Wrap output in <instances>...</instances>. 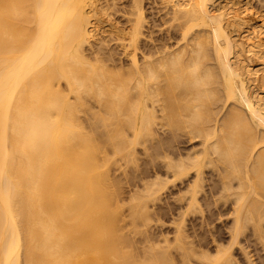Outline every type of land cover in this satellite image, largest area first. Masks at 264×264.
Wrapping results in <instances>:
<instances>
[{
  "label": "bare ground",
  "instance_id": "bare-ground-1",
  "mask_svg": "<svg viewBox=\"0 0 264 264\" xmlns=\"http://www.w3.org/2000/svg\"><path fill=\"white\" fill-rule=\"evenodd\" d=\"M94 1L0 0V264H237L235 245L245 264H264V16L254 24L243 10L233 11L251 6L247 0L220 2L217 12L210 9L214 0H164L173 11L165 18L177 23L159 43L141 42L137 57L143 0H128L125 11L134 17L113 32L129 62L114 70L83 52L100 34L91 22ZM231 27L248 30L246 38L241 31L234 37ZM248 52L263 61L262 69L252 68ZM242 62L252 82L261 72L263 87L244 82ZM92 108L114 121L107 137L115 156L131 160L129 147L140 143L161 158L163 170L143 182L147 193L137 192L128 204L133 222L151 218L149 201L169 183L182 185L175 235L161 230L163 245L155 251L145 232L139 261L118 231L119 205L107 192L109 158L98 156L100 144L78 117ZM199 194L208 206H225L227 244L211 231L207 241L205 232L184 234L185 209L203 210Z\"/></svg>",
  "mask_w": 264,
  "mask_h": 264
},
{
  "label": "rangeland",
  "instance_id": "rangeland-1",
  "mask_svg": "<svg viewBox=\"0 0 264 264\" xmlns=\"http://www.w3.org/2000/svg\"><path fill=\"white\" fill-rule=\"evenodd\" d=\"M95 1H97V0H95ZM95 1H94V3H93V5L95 4ZM165 3V6H164V3ZM225 1L226 0H214L213 1V3L210 5V6H212V7H210V9H212V10H214V12H217V11H220V10H222V8H223V5H225V4H223L222 5V3L224 2L225 3ZM247 1H250V4H251V6H246L247 8H245V6H244V8H240V7H238V8H236V9H234L233 8V11L234 10H236V11H238L239 9V11H244V13H246L245 14V18H247V19H249V20H251L254 24H256V23H258L259 24V20L261 19V17L262 16H264V1L263 2H260V3H258L259 1L258 0H247ZM258 1V2H257ZM105 2L107 3V4H105ZM126 2V3H125ZM128 0H99L98 2H96V5H94L93 7H95L96 8V10H95V8H91V10H95V11H91V13L93 14L94 13V15H95V13H96V15H95V18H96V23L94 22V21H91V22H93L92 23V25L95 27V26H97L98 27V29L95 27V29L96 30H98L99 32H100V34H99V36H95V38L96 37H98L99 38V41H100V43L98 42V39H95V38H93L92 40H94V41H91V43H93V45L90 43V44H85L83 47V52H84V54L87 56V57H89L90 58V60H91V57H93V58H99V60H101L102 61V64L105 66L106 64H108V65H106L107 67L109 66V67H114V70H115V68L116 67H119L120 65H118V63L119 64H123V65H125V63H126V65L128 64V62H129V56H128V58L126 59V57H127V55L126 54H123V48H122V46H121V43H118V42H121V39H118V38H116V36H115V33L113 32V30H114V27H116V25H117V27L118 28H120V30H122L123 28H125V27H129V25H130V21H128V18H132V17H134V16H132L131 14H128V13H126V11L125 10H127L129 7H128ZM169 2V1H168ZM166 3V1H164V0H143L142 1V10H143V17H145V19H143L145 22H144V24H142L143 25V29L142 30H140L141 31V34L138 36V37H140V38H138V42H136V44H135V50L137 51V57H139V55L138 54H141V52L145 49V46L144 45H146L147 46V44L149 45V44H151V42H152V44H151V46L155 43V44H157V43H159L161 40H163V35H164V39H166L167 38V35L166 34H168V35H170L171 34V32L173 31V28H174V25L177 23V19H175V18H168L167 16L169 15V13H170V11H172V9H171V5H168V4H170V3ZM220 2H222V3H220ZM98 3H101L100 5L102 6L101 8L99 7V4ZM219 3L221 4L220 6H219ZM263 3V4H262ZM98 4V5H97ZM111 4V5H110ZM106 5V6H105ZM163 5V6H162ZM260 5H261V8H260ZM257 6H259L258 8H257ZM263 6V7H262ZM92 7V6H91ZM162 7V8H161ZM214 7H216V8H214ZM220 7V8H219ZM222 7V8H221ZM162 9V10H161ZM165 9V10H164ZM217 9V10H216ZM262 10L261 11V16L259 15L260 13V11L259 10ZM101 11V12H100ZM156 11V12H155ZM168 11V12H167ZM257 11H259V12H257ZM117 12V13H116ZM121 12V13H120ZM129 12V11H128ZM168 13L167 14V16H166V18H165V14L166 13ZM173 12V11H172ZM171 12V14L173 15V13ZM252 12V13H251ZM115 13V14H114ZM119 13V14H118ZM259 13V14H258ZM107 14V15H106ZM148 14V15H147ZM171 14L169 15V16H171ZM248 14H250V15H248ZM254 14V15H253ZM94 15H93V17H94ZM97 15H100V16H97ZM117 15V16H116ZM244 15V14H243ZM258 15V16H257ZM105 16V17H104ZM160 16V17H159ZM250 16V17H249ZM91 17V16H90ZM119 17V18H118ZM95 18H90L91 20H95ZM107 18V19H106ZM163 18V19H162ZM257 18V19H256ZM260 18V19H259ZM97 19H99V20H97ZM168 19H170V21L168 20ZM157 22H156V21ZM164 20H166L165 22H164ZM167 20H168V22H167ZM254 20H256V21H254ZM103 21V22H102ZM162 22H164V23H162ZM171 24H170V23ZM125 23V24H124ZM142 23V22H141ZM159 23V24H158ZM170 25H169V24ZM109 24V25H108ZM110 24H112V25H110ZM149 25H150V27H149ZM111 26V27H110ZM140 26H141V24H140ZM103 27V28H102ZM161 27V28H160ZM122 28V29H121ZM107 29V30H106ZM145 29V30H144ZM230 29H232L231 30V32H232V34H234L233 36L234 37H237V35L239 34V32L241 31V32H243L244 31V35H242L241 34V32H240V37H245L246 38V33H247V31L248 30H246V29H243V31H242V29L238 32V31H236L237 29H238V27H231ZM101 30V31H100ZM106 31V32H105ZM143 31H144V33H143ZM158 31V32H157ZM112 32H113V34H112ZM154 32V33H153ZM167 32V33H166ZM238 32V33H237ZM96 34H97V31H96ZM147 34H149V35H147ZM154 34V35H153ZM104 35H107V36H104ZM263 35V36H262ZM110 36V37H109ZM114 38H113V37ZM149 36H151L150 38H149ZM157 36H158V38H157ZM142 37V38H141ZM147 37V38H146ZM260 37L261 38H264V34L262 33L261 35H260ZM100 38H102V39H100ZM106 38V39H105ZM108 38V39H107ZM111 38H112V40H111ZM161 40H160V39ZM245 38H241V39H245ZM110 39V40H109ZM118 39V40H117ZM145 39V40H144ZM152 40L151 42L150 41H148V40ZM157 39H159L160 41H158ZM173 39V38H172ZM171 39V40H172ZM237 39H239L240 40V38L238 37ZM101 40H102V42H101ZM108 41V43H107V41ZM114 40V41H113ZM140 40V41H139ZM142 40V41H141ZM143 40H144V42H143ZM148 42H147V41ZM238 40V41H239ZM106 41V42H105ZM124 41H126V40H124ZM153 41H154V43H153ZM97 42L99 43V44H97ZM103 42H105V43H103ZM144 44L143 46H142V43ZM150 42V43H149ZM101 44H103V45H101ZM105 44H108V45H105ZM115 44V45H114ZM118 44V45H117ZM139 45V46H137V48H136V45ZM245 44H246V41H245ZM244 44V45H245ZM97 45V46H96ZM120 45V46H119ZM86 46V47H85ZM99 46V47H98ZM105 46V47H104ZM93 47V48H92ZM115 47V48H114ZM88 49V50H86V49ZM239 48V47H238ZM90 49V50H89ZM91 49H92V53H91ZM94 49V50H93ZM97 49V50H96ZM109 49V50H108ZM123 49V50H122ZM111 50H112V53H111ZM102 51H103V53H102ZM118 53H117V52ZM121 51H122V53H121ZM139 51H140V53H139ZM88 52H90V53H88ZM114 52V53H113ZM88 53V54H87ZM251 54L250 56H252L253 57V55H255V54H253V53H251V52H248V53H246V54ZM121 54V55H120ZM89 55H91V56H89ZM93 55V56H92ZM259 55V54H258ZM258 55L256 54V56L258 57ZM263 54H261V56H262ZM97 56V57H96ZM99 56V57H98ZM101 56H103V57H101ZM105 56V57H104ZM107 56V57H106ZM141 56V55H140ZM260 56V57H261ZM109 57V58H108ZM113 57H116V58H113ZM122 57H123V59H122ZM241 58H242V56H241ZM245 58V56H243V58L242 59H244ZM254 58H255V61H254ZM110 59V60H109ZM93 60V59H92ZM105 60V61H104ZM113 60V61H112ZM124 60V61H123ZM245 60H247L246 58H245ZM248 61V60H247ZM250 61V60H249ZM254 61V62H253ZM121 62V63H120ZM263 61L261 60V59H257L255 56L252 58V60H251V64L253 65V67L252 68H255V67H257V65H260V66H258V67H261V69H262V66L261 65H263V63H262ZM111 63V64H110ZM114 63V64H113ZM243 64H242V67L245 65V63H246V61H245V63L244 62H242ZM260 63H262V64H260ZM116 64L118 65V66H116ZM115 65V66H114ZM251 65V66H252ZM256 65V66H255ZM105 66V67H106ZM255 66V67H254ZM257 67V68H258ZM264 67V66H263ZM245 67H243V72L245 73L246 72V68L244 69ZM112 68H110L109 70L110 71H113V69L111 70ZM119 69V68H118ZM260 69V68H259ZM264 70V69H263ZM114 72V71H113ZM117 72V71H116ZM243 73V74H244ZM258 74H256L255 75V77H257L258 79H260L261 78V72L260 71H258L257 72ZM263 73V72H262ZM242 76H244L245 78H243V79H245L244 80V82L249 86L250 85V87H251V85H253V83L254 82H256V84H258V85H261L262 84V86L261 87H263V83L261 82V80L259 81V80H257V78L255 79V81L254 82H252L250 79H249V76H248V74L247 73H245L244 75H242ZM247 77H248V79H247ZM251 81V82H249V81ZM259 81V82H258ZM261 82V83H260ZM92 104H94L95 105V102H94V100H91L90 101ZM95 110V108L93 109H89V110H87L86 112L87 113H89V114H87L86 112H82V113H79V119H81L80 121L82 122V124H84V130L86 131V132H89L91 135H92V133H93V138H94V140H95V143L97 144V146H98V143L100 144L98 147H99V154H98V156L99 155H101V158L102 159H104L105 158V154H106V159L105 160H107L108 158V160L110 161H108V167L107 166H104L105 168L104 169H107L106 170V172L107 173H109L108 174V177L107 178H109L108 180H107V192L109 191V194L111 193L112 194V196H113V198H112V203H113V205L115 206V207H117L118 205H119V207L116 209L117 211H118V213H119V216L120 217H118V222H117V225H118V231L120 232V234H121V236H122V238H123V240H125V243L123 244L124 245V249L126 250L127 248H128V254L129 255H131L132 253H134V254H132V255H134L135 256V254H136V256H135V258H137L138 259V261L139 260H141L143 257H141L142 255H144L145 254V245H147L148 244V242L147 241H145L144 240V236H146L145 235V232H146V234H147V236H149L150 235V237H151V239H152V242H153V244H154V246H153V250H155V251H160L161 250V246L163 245V242L161 243L159 240L161 239L160 237L161 236H159V232L161 231V230H167L168 231V233H167V236L169 237V238H172L175 234V229H176V224H179L178 222H175V221H173V219H175V217H176V219H178L179 217H181V215H176L177 214V211L180 209L179 208V205H180V203H182L183 204V202H179V201H177V195L182 191V185L181 186H172L171 185V183H169L168 185H167V188H165V191H163V190H161V192L162 193H158L157 194V199L156 200H154V203H152L151 202V200L149 201V203H151V205H150V207L148 208V214H150L149 216L151 217V218H149V220H147L146 222L145 221H143V220H141L140 218H137L134 222H133V220H132V218L130 217L131 215V207H130V205H128V204H130V202H132V201H135V200H138V196H139V198H140V196L141 195H143L144 193L146 194L147 193V191H145L146 189H145V185H144V187H143V182L145 181V179L147 178V180L149 181V182H151L150 180L151 179H153V178H151L152 176H153V174L152 173H154L155 171H157V169L160 167V169H162L163 167L161 166L162 165V162L159 160V158L160 157H158V156H153V154L156 152H145L144 151V149L142 148V145L140 144V143H135V144H132V146L131 147H129V148H131V149H134V153L131 155V160H126V158H123V157H120V156H118V155H114V152H112L113 151V147H111L110 146V144H109V140H108V134H110V132L113 130V129H111V127L113 128L114 126L113 125H111V123H113L112 121L110 122L109 120H103L102 119V116H100L99 117V114H94L93 113V111ZM90 111H92V113L91 114H94L93 116L92 115H90ZM101 120V121H100ZM104 122H103V121ZM107 121V122H106ZM85 122V123H84ZM107 124V125H106ZM87 127H86V126ZM111 125V126H110ZM104 127V128H103ZM90 130V131H89ZM110 131V132H109ZM131 136V135H130ZM103 141V142H102ZM105 141V142H104ZM108 141V142H107ZM105 145V146H104ZM179 145V147H180V149H181V151H186V150H184V149H186L187 147H188V145H186V144H181V143H179L178 144ZM183 145H185V146H183ZM184 147V149H182ZM101 148V149H100ZM105 150V152L106 153H104V150ZM100 150H101V152H100ZM103 151V152H102ZM103 154V156H102V154ZM153 153V154H152ZM108 156V157H107ZM154 158H153V157ZM100 157V156H99ZM104 157V158H103ZM116 157V160H114V158ZM118 157V158H117ZM113 158V160H112V163H111V160L110 159H112ZM153 159V160H152ZM161 159V158H160ZM163 160V159H162ZM117 161V162H116ZM114 162H116V163H114ZM153 162V164H155L154 166L156 167H154L151 163ZM158 162V163H157ZM160 163H161V165H160ZM153 167H152V166ZM145 166V167H144ZM147 166H148V168H147ZM107 167V168H106ZM103 168V167H102ZM145 170H147L148 169V171H144V169ZM152 168V169H151ZM210 168H206L205 169V176H207L208 178L209 177H211L212 175H210V170H209ZM141 170H142V172H141ZM151 170V171H150ZM163 170V169H162ZM140 171V172H139ZM143 173V174H142ZM145 173H148V174H145ZM159 173H160V171H159ZM138 174H139V176L140 177H144V179H140V177L138 176ZM161 174H162V171H161ZM144 175H147L146 177L144 176ZM209 175V176H208ZM163 176V175H162ZM136 177V178H135ZM164 177V176H163ZM163 177H161V178H163ZM110 180V181H109ZM146 180V181H147ZM142 181V182H141ZM111 182V184H108V183H110ZM148 182V183H149ZM208 184L209 183V181L207 182V181H205L204 182V184ZM204 185V186H206V187H204V189H207L208 188V186L207 185ZM135 185V186H134ZM140 185H141V187H140ZM155 185V186H154ZM171 185V186H170ZM110 186V187H109ZM152 188H156V187H158V186H156V184H152V185H150ZM168 186H170V187H168ZM142 188V189H141ZM145 190H144V189ZM109 189V190H108ZM178 189V190H177ZM133 191V192H132ZM134 191H136V192H134ZM140 191V192H139ZM114 192V193H113ZM137 192H138V196L135 198L134 196H136L137 195ZM142 193V194H141ZM132 194H134V195H132L133 197H134V199H132L131 197V195ZM164 194V195H163ZM174 195V196H173ZM200 195V194H199ZM131 196V197H130ZM160 197V198H159ZM175 197V198H174ZM129 198H130V200L131 201H129ZM159 198V199H158ZM200 199H198V201H199V203H198V205L200 206V205H202L201 207H199V208H202L203 210H201V211H198V209H195L194 210V207H192V208H188V210L187 209H185V208H187V207H185V205H183L184 206V209L186 210V216H185V224L183 225V223H182V226H184V228H186V230L184 231V234H191V235H193V234H195V233H197V232H199V233H204L205 232V237H207V238H205V240L207 241V240H209V234L207 233V232H210L211 231V233H213V234H216V235H214V236H216V237H218L220 240H219V242H221L222 240H223V242L225 241H227V239H229L228 238V236H229V234H225V232H227V231H225L226 230V226H227V221H226V219L228 220V218H229V216H228V218H227V216H226V218H225V221H224V215L223 214H227L228 212H227V210H225L226 211V213H223V210H222V212H221V208L223 207L224 209H226L225 208V206H223L221 203H219L220 205L218 206V204L216 205L217 206V208H218V210L222 213L221 215H219L220 214V212H218V210H217V208H216V206L214 205L213 206V204H211V205H207V202H206V204H205V200H201V195H200V197H199ZM169 199V200H168ZM174 199V200H173ZM167 200V201H166ZM176 200V201H175ZM201 200V201H200ZM156 201V202H155ZM133 203V202H132ZM185 203V202H184ZM118 204V205H117ZM181 204V205H182ZM197 205V206H198ZM222 205V206H221ZM212 208H211V207ZM195 207H196V204H195ZM120 208V209H119ZM211 208V209H210ZM222 208V209H223ZM205 209V210H204ZM150 210V211H149ZM176 211V212H175ZM193 211H196V212H193ZM197 211H198V213H197ZM204 211V212H203ZM211 211H212V213L214 214V213H216V215H213V214H211ZM218 212V214H217V212ZM224 211V212H225ZM130 212V213H129ZM187 212H188V214H187ZM191 213V214H190ZM203 213H205V214H203ZM175 214V215H174ZM130 215V216H129ZM174 217H173V216ZM201 217H200V216ZM207 215H212V217H210V216H207ZM179 216V217H178ZM203 216H205L206 218L207 217H210V218H208L207 219V224H205V222L204 223H202L201 224V219L200 218H202ZM214 216H216V217H214ZM219 218H218V217ZM172 219H171V218ZM178 217V218H177ZM214 217V218H213ZM189 221H188V220ZM212 219V220H211ZM221 220V221H220ZM162 221V222H161ZM168 221V222H167ZM223 221V222H222ZM229 221V220H228ZM122 222V223H121ZM150 222V223H149ZM171 222V223H170ZM200 222V223H199ZM152 223V224H151ZM194 223V224H193ZM209 223H210V227H209ZM147 224H148V226H149V229H148V226H147ZM154 224V225H153ZM170 224V225H169ZM181 224V223H180ZM191 224V225H190ZM197 224H199V225H202L201 227L200 226H198ZM213 224V225H212ZM150 225H151V227H150ZM165 225V226H164ZM172 225V226H171ZM203 225H204V227H203ZM205 225H207L206 227L208 228V229H210L209 231H207V230H204V229H207L206 227H205ZM224 225H226V226H224ZM216 226H217V228H216ZM174 227V228H173ZM197 227H198V229H197ZM199 227H200V230H202V231H200L199 230ZM226 227V228H225ZM143 228H144V230H143ZM194 228H195V230H194ZM214 228H216V229H214ZM174 229V230H173ZM213 229H214V231H213ZM225 229V230H224ZM148 230V231H147ZM150 230V231H149ZM224 230V231H223ZM172 231V232H171ZM193 231V232H192ZM219 231V232H218ZM147 232H149V233H147ZM187 232V233H186ZM208 235H207V234ZM172 234V235H171ZM220 234V235H219ZM131 238H130V237ZM209 236V237H208ZM134 237V238H133ZM224 239H223V238ZM227 237V238H226ZM158 238V239H157ZM229 241V240H228ZM228 241L226 242V244L228 243ZM131 242H132V244H131ZM155 242V243H154ZM158 242V243H157ZM209 242V241H208ZM223 242H221V243H223ZM225 242L223 243V244H225ZM128 243V244H127ZM144 243V244H143ZM158 245H157V244ZM142 244V245H141ZM210 245V247L212 246V243L210 242V243H208V246ZM131 248H130V247ZM133 246H135V248L133 247ZM236 246V248H238V246L237 245H235ZM132 248H134V249H132ZM142 250H141V249ZM155 248V249H154ZM234 248V247H233ZM236 248H234L233 250H234V252H232V254H234V256L237 258V264H245V261L243 260L244 258H242L241 256H239V255H241V252H239L238 251V249H237V252H236ZM249 248V247H248ZM129 249H131L132 251V253L130 252V250ZM249 249H251V248H249ZM232 251V250H231ZM144 254H143V253ZM139 253H142L141 255H139ZM251 254L252 255H254L253 254V250H251ZM138 255L141 257V259L138 257ZM253 258H255V255H254V257ZM239 260H241L240 262H239ZM247 264V263H246Z\"/></svg>",
  "mask_w": 264,
  "mask_h": 264
}]
</instances>
